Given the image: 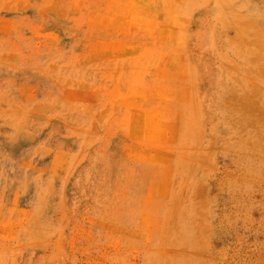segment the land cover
Here are the masks:
<instances>
[{
	"label": "rangeland",
	"instance_id": "rangeland-1",
	"mask_svg": "<svg viewBox=\"0 0 264 264\" xmlns=\"http://www.w3.org/2000/svg\"><path fill=\"white\" fill-rule=\"evenodd\" d=\"M0 264H264V0H0Z\"/></svg>",
	"mask_w": 264,
	"mask_h": 264
}]
</instances>
